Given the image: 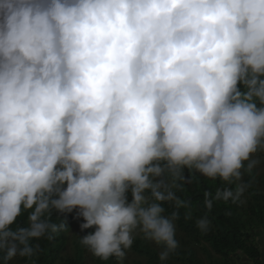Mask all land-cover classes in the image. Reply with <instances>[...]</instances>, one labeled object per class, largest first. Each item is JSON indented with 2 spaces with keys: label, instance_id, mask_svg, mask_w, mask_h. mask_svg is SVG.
Returning a JSON list of instances; mask_svg holds the SVG:
<instances>
[{
  "label": "clouds",
  "instance_id": "9594fccd",
  "mask_svg": "<svg viewBox=\"0 0 264 264\" xmlns=\"http://www.w3.org/2000/svg\"><path fill=\"white\" fill-rule=\"evenodd\" d=\"M258 150L264 0H0L4 264L31 259L33 240L65 227L53 210L73 209L94 256L122 264L138 230L166 264L189 206L173 191L184 170L231 184Z\"/></svg>",
  "mask_w": 264,
  "mask_h": 264
},
{
  "label": "trees",
  "instance_id": "16d2710c",
  "mask_svg": "<svg viewBox=\"0 0 264 264\" xmlns=\"http://www.w3.org/2000/svg\"><path fill=\"white\" fill-rule=\"evenodd\" d=\"M242 169V178L234 183H227L217 177L211 179L199 173L184 170V179L176 180L175 194L189 205L179 209V218L175 223V238L178 248L171 254L166 264H238L235 255L246 259L250 264H262L259 251L254 241L257 230L264 231V175H258L256 169ZM171 183V178H167ZM246 185L243 194L236 201H213L209 210L204 205V193L225 187L235 191L236 184ZM129 201L131 195H128ZM166 214L172 206L165 204ZM79 209L71 212L58 213L53 210L51 221L64 223L65 227L52 234V238L33 240L37 247L34 256L29 258H14L8 264H121L116 257L103 260L94 256L87 247L83 246L80 238L92 229H82L84 223ZM207 217L210 226L206 232L197 227V221ZM27 213L18 217L17 222L25 224ZM76 229L72 236L68 234ZM132 248L143 258L144 264H161L159 260L160 247L146 240L138 230L133 234ZM126 251V250H125ZM126 257V255H125ZM125 257L122 264H126ZM0 264H4L3 254L0 253ZM134 264H142L134 261Z\"/></svg>",
  "mask_w": 264,
  "mask_h": 264
},
{
  "label": "rangeland",
  "instance_id": "374dc122",
  "mask_svg": "<svg viewBox=\"0 0 264 264\" xmlns=\"http://www.w3.org/2000/svg\"><path fill=\"white\" fill-rule=\"evenodd\" d=\"M250 159L256 160L257 163L255 164L254 168L256 169V172L258 175L263 174L264 175V151L258 150L256 153L252 154ZM78 230L74 229L72 233L68 234L69 236H72L73 233L77 232ZM256 237L254 238V241L257 245V249L259 252L262 251L264 253V231H259L255 233ZM236 262L238 264H247V260L239 257L238 255L234 256ZM140 261L142 264H144L143 258H141L136 251L132 248V246L126 250V257L125 261L126 264H134V261ZM249 263V262H248ZM250 264V263H249Z\"/></svg>",
  "mask_w": 264,
  "mask_h": 264
},
{
  "label": "crops",
  "instance_id": "0c3cea01",
  "mask_svg": "<svg viewBox=\"0 0 264 264\" xmlns=\"http://www.w3.org/2000/svg\"><path fill=\"white\" fill-rule=\"evenodd\" d=\"M259 231H261V230H257L256 232H259ZM263 250H264V249H263ZM259 258L261 259L262 264H264V253H262V251L259 252ZM247 264H249V263L247 262Z\"/></svg>",
  "mask_w": 264,
  "mask_h": 264
}]
</instances>
